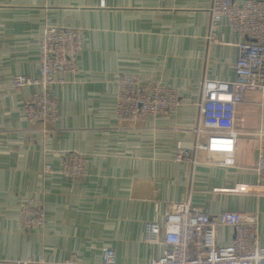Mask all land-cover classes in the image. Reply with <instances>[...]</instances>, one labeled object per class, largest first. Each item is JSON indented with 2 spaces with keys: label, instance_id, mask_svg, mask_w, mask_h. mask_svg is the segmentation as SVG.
I'll use <instances>...</instances> for the list:
<instances>
[{
  "label": "crops",
  "instance_id": "crops-1",
  "mask_svg": "<svg viewBox=\"0 0 264 264\" xmlns=\"http://www.w3.org/2000/svg\"><path fill=\"white\" fill-rule=\"evenodd\" d=\"M100 1L0 0V264H100L105 247L117 264H151L162 247L144 241V224L162 222L171 204L187 199L209 215L256 214L264 247V183L251 170L254 132L264 130V91L236 106L234 166L210 164L202 153L193 165L173 160L178 145L195 143L202 83L234 80L242 39L223 23L209 38L213 0H104V8ZM47 26L80 30L82 52L78 74L52 88L58 120L30 125L22 105L37 88L14 89L11 81L37 77ZM125 74L177 90L183 105L143 122H119L115 93ZM65 152L88 160L74 185L59 172ZM44 165L53 172L43 176ZM30 197L43 199L41 230L19 225ZM233 234L218 228L217 244L229 245Z\"/></svg>",
  "mask_w": 264,
  "mask_h": 264
},
{
  "label": "built area",
  "instance_id": "built-area-1",
  "mask_svg": "<svg viewBox=\"0 0 264 264\" xmlns=\"http://www.w3.org/2000/svg\"><path fill=\"white\" fill-rule=\"evenodd\" d=\"M175 3L177 0H161ZM105 2L101 0L100 8ZM210 37L220 23L225 24L242 41L234 64L235 78L225 82L205 80L198 104L200 118L193 129L194 145L188 149L177 146L176 163H197V154L218 167L235 165L237 132L235 130L236 106L248 93L264 91V3L249 0H213L210 7ZM83 34L78 29L47 26L39 41L38 75L35 78L16 76L11 87H35L23 102L22 113L30 125L54 124L58 120L57 104L52 88L62 84L64 78L78 74L82 52ZM1 90V86H0ZM177 90L152 85L139 77L125 74L118 78L115 93V115L122 123H139L148 117L175 112L182 106ZM48 132L44 130V132ZM205 136V142L200 138ZM256 159L252 172L259 183H264V130L254 132ZM60 174L71 185L85 177L87 158L77 152L61 155ZM53 172L44 165L42 175ZM243 190L244 187H240ZM19 225L23 230H41L45 224L42 198L30 197L19 211ZM233 230L232 242L219 246L218 228ZM145 242L162 247L161 255L151 264H264V247L261 245L256 214L222 212L209 215L194 207L190 199L173 203L162 222L144 224ZM14 264H77L74 259L47 262L31 258ZM100 264H117L115 251L103 248Z\"/></svg>",
  "mask_w": 264,
  "mask_h": 264
}]
</instances>
